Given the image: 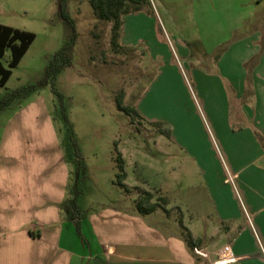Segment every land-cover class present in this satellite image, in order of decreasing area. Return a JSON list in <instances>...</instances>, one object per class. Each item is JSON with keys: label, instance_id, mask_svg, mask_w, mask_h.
Instances as JSON below:
<instances>
[{"label": "rangeland", "instance_id": "rangeland-1", "mask_svg": "<svg viewBox=\"0 0 264 264\" xmlns=\"http://www.w3.org/2000/svg\"><path fill=\"white\" fill-rule=\"evenodd\" d=\"M65 2L77 37L71 63L54 81L62 102L51 86L45 85L0 109V142L5 141L7 149L1 154L10 155L15 162L11 175L15 172L13 177L40 185L45 182L46 165L62 159L69 181L60 208L68 213L70 199L76 194L85 244L82 264L100 262L90 260L95 243L90 240L87 217L103 216L108 207H134L141 189L152 193L153 202L158 196L173 203L179 201L186 211L184 223L201 232H207L211 222H216L221 198L225 208L240 213L231 226L234 230L243 228L240 247L245 258L253 264H264V233L246 209L234 158L220 136L221 132L230 139L226 126L235 131L241 123L237 117L241 103L253 102L251 72L260 52L243 63L246 80L242 99L222 78L226 68H236L241 48L218 63L235 41L247 38L264 22V0H146L140 11L122 17L126 38L122 43L120 36L123 48L118 51L110 43L111 21L97 19L89 0ZM0 5V22L35 35L6 83L0 86L1 97L39 80L65 41L66 31L57 16V0H0ZM9 55L6 50L0 59L5 67ZM220 81L227 87L225 97L230 96V116ZM151 83L153 92L142 107L146 114L161 117L167 127L173 128L174 143L160 134L165 126L153 125L133 114L128 116L116 107L119 92L123 94L122 104L132 106ZM61 107L77 141L79 158L69 144ZM6 130L10 133L7 139ZM254 133L261 140L255 129ZM117 151L125 163L123 182L128 192L114 183ZM8 170L0 167V180L5 179ZM169 204L165 205L167 212L158 209L145 221L154 228L178 227L172 215L178 219L180 213L170 210ZM217 242L218 251L212 253L202 245L193 250L194 256L204 260L209 256L215 260L207 264H220L223 244L220 239ZM223 253L226 262L235 259L229 245Z\"/></svg>", "mask_w": 264, "mask_h": 264}, {"label": "crops", "instance_id": "crops-1", "mask_svg": "<svg viewBox=\"0 0 264 264\" xmlns=\"http://www.w3.org/2000/svg\"><path fill=\"white\" fill-rule=\"evenodd\" d=\"M0 24L17 28L10 23ZM248 35L247 38L238 39L239 42L235 41L234 45L225 50L218 63H222L232 53L235 54L236 49L241 48L242 54L237 53L236 68H226L222 78L235 88L236 97L242 99L246 80L243 63L248 57L260 52L258 63L251 72L253 102L241 103L237 114L241 123L235 131H230L226 126L225 131L227 134L230 133V139L221 132L220 136L234 158L238 182L245 194L246 209L264 233V22L262 21V24ZM125 38L123 28L122 43ZM232 76L236 80L232 79ZM222 84L220 81V89L225 97L227 87ZM151 92L152 83L144 87L134 107L142 120L159 121L163 126H167L161 117L146 114L142 107V103L151 97ZM228 98L230 99V96L225 97L223 101L230 116ZM254 129L261 140L256 137ZM7 131L4 133L5 138L10 134ZM166 138L174 143L176 138L173 128H170V135ZM5 150L6 142H0V165L1 163L9 165L0 166L9 168L5 179L0 180V264H82L85 259L82 244L83 249L85 244L81 233L76 232L69 212L65 214L60 208V204L65 201L69 181V171L62 159L60 163L46 165L45 182L37 185L32 180L13 177L15 172L11 175V168L15 162L10 155L7 157L1 154ZM231 193L233 194L232 191ZM167 202L170 203L168 207L170 210L174 208L178 214L180 213L178 218H181L182 224L194 239L199 240L200 246H205V250L212 253L218 251L219 239L220 244H223L220 253L226 246H230L235 259L231 262L220 261V264H253L245 258L240 247L243 228L238 227L234 230L231 226L235 215L240 214L238 210L237 212L228 210L221 204L220 198V208L215 214L216 222H211L210 230L201 232L194 231L192 226L184 223L186 211L179 201L173 203L171 199H167ZM165 208L167 209V206ZM158 209L140 215L135 207L125 209L108 207L103 216L102 213L88 216L87 229L91 243H95L90 260L99 259L98 264H207L208 261L215 260L209 259V256L206 260L194 256L180 235V226L164 229L154 228L147 223L146 217L157 213ZM172 217L174 223H178L176 217L173 215ZM79 225L81 231V224ZM91 243L88 244L90 250Z\"/></svg>", "mask_w": 264, "mask_h": 264}, {"label": "trees", "instance_id": "trees-1", "mask_svg": "<svg viewBox=\"0 0 264 264\" xmlns=\"http://www.w3.org/2000/svg\"><path fill=\"white\" fill-rule=\"evenodd\" d=\"M146 0H89L92 12L97 19L111 21L110 30V43L114 51L123 48L119 43V38L122 32L123 20L122 17L129 13L137 12L142 9V3L144 4ZM57 16L62 21L66 31V38L61 47L52 55L48 61L42 76L35 84H29L11 90L0 97V109L7 106L12 100L17 97L23 96L24 94L34 90L37 87L50 85L51 90L57 97L58 101L61 103L63 96L60 94L55 86L54 81L56 75L67 65L71 63V51L76 41L77 33L75 29V24L73 20L69 17L66 12V2L65 0H57ZM34 33L27 31L25 29L14 28L7 25L0 24V59L3 57L6 50H9V60L7 66H3L0 62V86H3L10 76L11 69L16 67L22 56L25 54L29 45L34 40ZM122 92H119L115 97L116 107L119 111L126 115H134L141 118L135 109L134 105L125 106L122 104ZM63 119L67 125L69 144H71L76 157H80L79 147L77 141L72 133L68 118L65 114L64 108L61 107ZM142 119V118H141ZM153 125L162 126V122L156 121L151 122ZM161 133L166 137L170 135V128L165 126L161 128ZM79 161V160H78ZM116 174H115V184L121 187L125 192L129 191V187L123 182L126 177V172L124 169L125 163L120 154L116 152L114 159ZM80 165V161L78 162ZM136 189L138 187H135ZM75 192V188L73 189ZM72 192V190H71ZM152 193L148 190H139L137 198L133 201V205L136 211L140 215L149 214L156 209L160 208L164 211H168L164 206L168 203L167 199L162 196H158L156 201H152ZM161 202V203H160ZM69 216L74 223L75 230L80 233V215L77 206L76 194L70 199L69 202ZM180 226V235L186 246L193 252L196 247H199L198 239H194L190 231L182 224L181 218L177 219Z\"/></svg>", "mask_w": 264, "mask_h": 264}, {"label": "built area", "instance_id": "built-area-1", "mask_svg": "<svg viewBox=\"0 0 264 264\" xmlns=\"http://www.w3.org/2000/svg\"><path fill=\"white\" fill-rule=\"evenodd\" d=\"M224 249L222 250V252L220 253V256H221V261L222 262H226L227 260L224 258Z\"/></svg>", "mask_w": 264, "mask_h": 264}]
</instances>
